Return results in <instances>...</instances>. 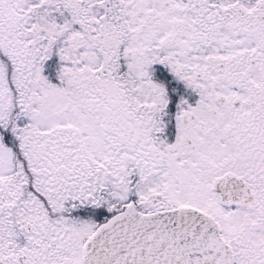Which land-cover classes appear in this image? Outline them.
<instances>
[{
	"label": "snow or ice",
	"instance_id": "obj_1",
	"mask_svg": "<svg viewBox=\"0 0 264 264\" xmlns=\"http://www.w3.org/2000/svg\"><path fill=\"white\" fill-rule=\"evenodd\" d=\"M0 264H264V0H0Z\"/></svg>",
	"mask_w": 264,
	"mask_h": 264
}]
</instances>
